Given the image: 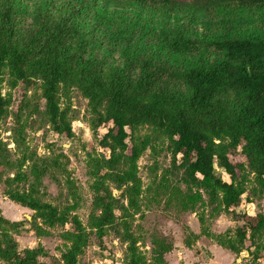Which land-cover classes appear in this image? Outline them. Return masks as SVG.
<instances>
[{
	"label": "trees",
	"instance_id": "trees-1",
	"mask_svg": "<svg viewBox=\"0 0 264 264\" xmlns=\"http://www.w3.org/2000/svg\"><path fill=\"white\" fill-rule=\"evenodd\" d=\"M22 1L0 0V124L12 104L11 95H3L6 73L11 89L20 83L26 87L40 83L47 122L54 133L67 139L75 135L69 110L60 105L61 88L67 84L81 89L93 86L88 98L100 107L93 131L108 127L100 143L110 151L96 173L94 205L101 215L94 217V228L99 238L116 225L117 209L125 220L121 226L122 236L129 242L128 264H147L126 221L133 216L132 210H139L142 195L137 164L142 149L130 146L128 140L141 125L150 123L169 140L174 158L182 155L184 181L197 190L192 198L202 201V191L215 211L223 210L243 224L236 230L238 242L250 243L249 251L254 249L250 256L257 263L264 253V247L257 243L264 234V213L253 217L236 209L248 193L249 203L264 196V35L227 34L199 40L191 28L174 27L169 21L181 14L187 22H194L189 13L206 17L218 1L234 5L238 12L251 8L264 12V0H105L159 16L165 21L160 31L133 17L108 15L97 0H81L80 6L62 7L56 14L36 13V31L19 38L16 20L23 14ZM116 50L122 54V65L113 67L108 63ZM94 52L100 55L92 64L99 60V66L110 67L107 76L115 72L108 81L97 73L91 79L86 72L90 66L82 64L85 55L89 53L91 59ZM240 147L247 165L231 159V152ZM3 152L9 150L0 146V157ZM216 166L226 172L230 182L218 175ZM248 169L255 177L251 189L247 188ZM36 173L41 178L45 171ZM108 180L122 192L120 199L106 186ZM9 198L35 212L33 231L45 233L38 220L50 228L70 225L64 238L71 247L60 260L46 261L42 249L20 252L4 227L19 229L23 224L8 221L0 211V264H79V256L90 244V234L77 217L43 203L34 191L11 192ZM234 242L221 240L219 245L241 253ZM154 245L156 264H166L171 247L164 241Z\"/></svg>",
	"mask_w": 264,
	"mask_h": 264
},
{
	"label": "rangeland",
	"instance_id": "rangeland-1",
	"mask_svg": "<svg viewBox=\"0 0 264 264\" xmlns=\"http://www.w3.org/2000/svg\"><path fill=\"white\" fill-rule=\"evenodd\" d=\"M81 0H23V14L17 18V35L28 37L37 29L33 15L42 11L56 14L60 8L80 6ZM182 3H192L196 0H175ZM98 7L108 15L117 14L133 17L144 25L160 31L165 21L157 15L142 13L131 6H119L105 0H97ZM192 16L194 22H187L183 16L175 15L169 21L174 27L187 26L192 29L199 40L214 35L250 34L264 35V12L259 8H251L238 12L234 5L217 2L216 9L206 17ZM18 42V41H17ZM26 43H23L24 46ZM100 54L89 53L82 62L90 67L86 72L94 80L95 76L108 79L111 73L108 66H99ZM113 67L122 65V54L119 50L113 52ZM104 61V60H103ZM102 61V62H103ZM89 63V64H87ZM118 70V69H117ZM79 71V70H78ZM80 73V71H79ZM97 73V75H96ZM105 75H103V74ZM8 74L5 75L3 95H11L12 104L0 124V146L6 147L9 153L3 152L0 157V211L10 222H21L19 229L4 227L18 243L20 252L28 249H42L48 258L60 260L65 251L71 247V242L64 238L65 232L71 226L48 227L41 220L36 223L45 233L33 231L31 222L35 212L23 208L9 198V193L20 192L27 194L35 192L43 203H48L69 212L77 217L86 231L90 234V244L83 255L79 256V264H128L129 242L124 240L121 226L123 214L115 210L117 222L109 227L104 238L100 239L94 228V217L101 215V210L94 205L98 168L105 164L110 151L101 146L100 141L108 133V127L102 126L94 133L98 124L97 113L100 109L97 103H91L88 95L93 86L84 89L77 85H63L60 92L62 109L69 110L74 138L67 139L52 131L44 115L45 101L39 82L26 87L20 83L16 89H11ZM22 107V111L19 108ZM230 111V107L227 108ZM20 122V126H19ZM211 122L209 121L207 125ZM20 127V128H19ZM209 131L208 127L205 128ZM128 133L131 134L130 131ZM229 142V138H226ZM216 143H220L215 138ZM130 146L137 145L142 149L138 160L139 178L142 195L139 210H132L126 221L130 234L137 241V249L147 264L155 262V242L164 241L172 251L165 256L166 264H254L249 251L250 243L243 245L238 242L236 230L243 224L234 221L223 210L215 211V206L209 203L208 196L201 191L203 200L193 199L197 190H192L184 181L181 168L182 155L174 158L169 140L150 123L141 125L128 140ZM234 163L247 165V159L242 156V147L238 152H231ZM26 159V160H25ZM122 166L119 168L121 169ZM218 175L226 182L229 176L223 169L216 166ZM37 170L45 171L41 178ZM247 171V188L254 186V174ZM108 171H104L103 174ZM18 175L20 178H18ZM106 186L112 190L117 199L121 198L115 184L108 180ZM249 193L237 213L250 215V203L259 202L257 199L247 202ZM125 206L127 201H123ZM251 216V215H250ZM242 250L233 253L219 245L221 240L230 241ZM257 243L264 247V234L257 238ZM263 254L261 259H263ZM264 260V259H263ZM44 261V260H43ZM264 264V261H260Z\"/></svg>",
	"mask_w": 264,
	"mask_h": 264
},
{
	"label": "crops",
	"instance_id": "crops-1",
	"mask_svg": "<svg viewBox=\"0 0 264 264\" xmlns=\"http://www.w3.org/2000/svg\"><path fill=\"white\" fill-rule=\"evenodd\" d=\"M258 201L259 202H257V204L256 203L248 204L249 210H250L249 214L253 217L259 213H264V196L261 200H258ZM263 257H264V253H263ZM263 259H260L257 263H254V264H261L260 261L263 262L264 261Z\"/></svg>",
	"mask_w": 264,
	"mask_h": 264
}]
</instances>
